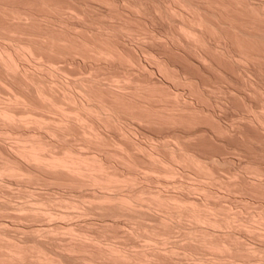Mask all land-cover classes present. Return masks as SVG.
<instances>
[{
	"label": "bare ground",
	"instance_id": "6f19581e",
	"mask_svg": "<svg viewBox=\"0 0 264 264\" xmlns=\"http://www.w3.org/2000/svg\"><path fill=\"white\" fill-rule=\"evenodd\" d=\"M0 264H264V0H0Z\"/></svg>",
	"mask_w": 264,
	"mask_h": 264
}]
</instances>
